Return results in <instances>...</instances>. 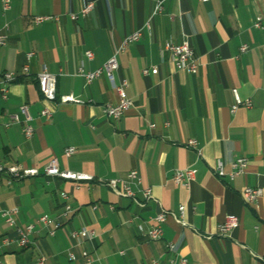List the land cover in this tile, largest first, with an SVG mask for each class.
I'll return each instance as SVG.
<instances>
[{"label": "crops", "instance_id": "crops-1", "mask_svg": "<svg viewBox=\"0 0 264 264\" xmlns=\"http://www.w3.org/2000/svg\"><path fill=\"white\" fill-rule=\"evenodd\" d=\"M156 1L11 0L3 11L0 0V30L7 26L0 80L6 72L18 74L7 97L0 94V164L39 171L21 180L0 174V210L16 209L18 228L34 225L26 248L4 246L2 239L15 240L17 233L0 217V264H35L40 255L45 264H176L180 259L264 264V0H162L161 12L153 14ZM90 2L94 7L85 17L70 18ZM35 17L49 19L36 24ZM137 31L139 39L117 54L113 82L101 75L86 84L78 75L80 67L92 72L102 66ZM183 41L194 51L195 74L177 70L169 53H161L166 42ZM28 52L34 56L29 72L22 74ZM42 66L56 76L57 97L71 95L83 103L46 104L36 82ZM152 67L156 74H143ZM122 80L132 106L111 119L103 107L118 101L113 85ZM235 93L243 103L232 112ZM23 105L34 130L29 139L22 133ZM46 105L53 111L49 120L40 115ZM13 115L19 123L9 124ZM190 140L197 149L187 145ZM68 148L74 152L65 156ZM52 158L61 170L92 180L76 187L43 175ZM237 158L247 164L229 179ZM218 162L223 177L215 173ZM184 168L196 170L188 187L173 182L175 170ZM130 171L137 172L130 184L134 199L99 183L125 180ZM245 187L262 194L245 204ZM145 189L152 196L147 201ZM63 192L72 208L66 216ZM161 210L172 215L161 225L160 239L150 240L145 233ZM231 215L238 226L220 236L218 225ZM40 216L59 221L61 228L49 236L36 224ZM83 228L96 237L81 243L70 238V232Z\"/></svg>", "mask_w": 264, "mask_h": 264}, {"label": "built area", "instance_id": "built-area-1", "mask_svg": "<svg viewBox=\"0 0 264 264\" xmlns=\"http://www.w3.org/2000/svg\"><path fill=\"white\" fill-rule=\"evenodd\" d=\"M11 0H1L2 10L6 11L10 7ZM199 2L206 3L210 0H198ZM94 7L93 2H90L84 6L78 14H70V18L72 20H76L78 15L85 17ZM162 10V0L156 1L153 9V14L159 13ZM49 19V17H35L34 22L39 24L44 20ZM255 26H259V21L256 22ZM148 27V26H147ZM7 26H4L3 30H0V47L4 46L7 41V35L4 31H6ZM141 33L139 31L134 32L125 37L121 46L114 52V54L99 68L92 72L85 71L83 67L78 69V75H80L86 82V84H90L93 80L97 79L101 75H105L110 82H113V74L118 68L117 63V54L124 50V48L135 41H137L140 37ZM247 50L246 45H242L240 47V51L244 52ZM168 52L170 58L177 70H182L187 72L188 74H195L197 71V63L195 59V54L191 46L187 41H183L181 44H173L171 42H166L161 50V53ZM85 57L87 59L92 58V53L87 51L85 52ZM34 53L28 52L26 54V64L22 68V74H27L29 72V61L33 58ZM156 74L158 72L156 67H152L150 70H143V74L148 73ZM18 79V74L13 72H6L2 74L0 80V94L3 98L7 97L8 88L9 86L14 83ZM36 82L39 89V92L42 96L43 101L46 104H53V103H83L82 101L74 98L71 95H63L57 97L56 95V76L48 72L45 66H42L39 73L36 74ZM127 82L122 80L119 84L113 85V89L118 96V101L115 104H106L103 107L104 114L111 119H119L122 117L132 106V101L127 97L126 90ZM243 102L235 93V104L232 106L231 111L234 112L235 109L242 104ZM247 107H250V102L246 101L245 104ZM20 112L24 116V126L22 128L23 136L26 139L31 138L33 135V128L29 124L30 117L27 111V106L23 105L20 107ZM53 111L46 105L40 111V115L49 120L52 117ZM19 119L16 115L10 116V123H19ZM7 124L6 126H8ZM187 145L194 149H197L196 142L190 140ZM74 152L73 148H68L65 150L64 155L70 156ZM247 164V160L245 158H237L231 163V171L227 174L229 179H233L234 177L242 174L244 168ZM6 173L10 176L12 180H21L28 177H34L39 175V171L35 168H22L18 165H12L9 167H3L0 164V174ZM215 173L218 177H223L225 173L222 169L221 162H218L215 167ZM196 174V170L193 168H184L175 170L173 174V182L176 185H181L184 187H188L191 181L194 180ZM43 175L47 177H57L65 181H70L78 187L79 182L81 181H89L92 180V176L82 173V172H73L68 170H61L58 166L57 160L52 158L50 159L47 164L43 168ZM137 180V172L130 171L127 174L125 180L119 181L117 179H111L108 181H101L99 183L109 188L113 193L118 196H125L134 199V193L131 190L130 184ZM120 183V184H119ZM262 194L261 189L259 188H249L245 187L241 191V197L245 204H250L255 202ZM61 199L64 202L63 205V215L66 216L68 213L72 211L71 206L68 204V195L63 192L60 194ZM143 197L144 200H150L152 198L150 189L143 190ZM184 211V206L179 207L180 218L177 221L180 222ZM17 214L16 209H5L0 210V217L3 222L10 228L16 227V219L15 216ZM172 214L166 212L165 210H161L159 214L155 216L153 219L154 225L151 227L145 235L150 240H158L162 236V228L161 225L165 222L166 218ZM174 217V216H173ZM175 218V217H174ZM36 224L40 225L42 228L47 230V234L49 236H53L57 230L61 228V223L53 218L48 216H40ZM239 224V220L236 216H227L224 222L218 225L217 232L220 236H225L227 233L231 232L235 229ZM140 230L141 227H139ZM34 225L30 224L27 225L25 228H18L16 227L17 238L15 240L10 238H3L1 243L4 246H8L12 243H15L18 247L26 248L30 241L29 235L33 233ZM72 240H75L77 243H81L82 241H92L96 237V233L92 229L83 228L80 230H73L69 234ZM167 249L172 251L174 246L172 244L167 245ZM82 257L89 262L90 258L86 251H82ZM68 258L70 261L75 260L74 254L71 252L68 253ZM46 258L44 256H38L35 264H45ZM147 264H158L156 261H150ZM176 264H187L186 259H180V261Z\"/></svg>", "mask_w": 264, "mask_h": 264}]
</instances>
